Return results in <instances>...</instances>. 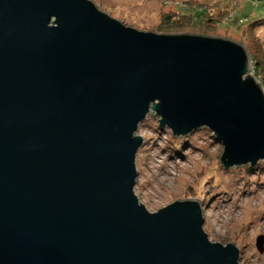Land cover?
<instances>
[{"label": "water", "instance_id": "obj_1", "mask_svg": "<svg viewBox=\"0 0 264 264\" xmlns=\"http://www.w3.org/2000/svg\"><path fill=\"white\" fill-rule=\"evenodd\" d=\"M249 70L227 37L138 29L93 0H0V264H239L199 199L139 200L135 131L153 110L173 134L211 129L225 167L255 163Z\"/></svg>", "mask_w": 264, "mask_h": 264}, {"label": "rangeland", "instance_id": "obj_2", "mask_svg": "<svg viewBox=\"0 0 264 264\" xmlns=\"http://www.w3.org/2000/svg\"><path fill=\"white\" fill-rule=\"evenodd\" d=\"M93 1L110 16L138 29L201 33L240 42L247 49L251 75L264 89V68H256L251 60L252 54L264 60V24L259 22L255 28L247 24L249 18L264 15V0ZM203 6L215 20L209 23L189 16L191 8ZM254 68L262 78L254 74ZM153 112L135 131L143 138L135 156L134 192L139 200L153 211L177 198L199 199L208 238L238 245L239 264H264V158L225 167L220 160L223 144L211 129L203 125L173 134L168 126L158 125Z\"/></svg>", "mask_w": 264, "mask_h": 264}, {"label": "trees", "instance_id": "obj_3", "mask_svg": "<svg viewBox=\"0 0 264 264\" xmlns=\"http://www.w3.org/2000/svg\"><path fill=\"white\" fill-rule=\"evenodd\" d=\"M219 10H221V9H219ZM189 12H190V13H188L189 16H191V18H194L197 21H201L204 19V20H208L210 23L212 20H215V18L212 17L211 13H209V10L206 8V6H203L202 8L200 7L198 9L191 8V10H189ZM170 15L171 14L169 12L167 14V17H166L167 20H169V21H170V18L172 17V16L169 17ZM182 15H184V14H182ZM201 17H203V18H201ZM259 22H262L264 24V15L263 14H258L256 17L249 18L247 24L249 25V27L255 28L257 25H259ZM251 60H252L253 64L256 66V68H259L260 70L264 68V60H262V58H260L258 55L254 56V54H252ZM256 68L253 69V72H254V74H256L258 76L259 72ZM258 77H260V76H258ZM260 78H262V77H260ZM262 83L264 84V81ZM259 84L262 86L260 81H259ZM262 88H263V86H262Z\"/></svg>", "mask_w": 264, "mask_h": 264}]
</instances>
